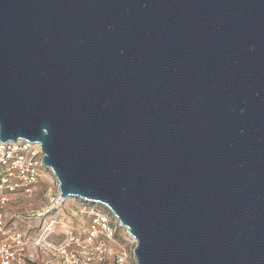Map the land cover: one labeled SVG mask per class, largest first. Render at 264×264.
Segmentation results:
<instances>
[{
	"label": "water",
	"instance_id": "obj_1",
	"mask_svg": "<svg viewBox=\"0 0 264 264\" xmlns=\"http://www.w3.org/2000/svg\"><path fill=\"white\" fill-rule=\"evenodd\" d=\"M0 140L137 264H264V0H0Z\"/></svg>",
	"mask_w": 264,
	"mask_h": 264
},
{
	"label": "built area",
	"instance_id": "obj_2",
	"mask_svg": "<svg viewBox=\"0 0 264 264\" xmlns=\"http://www.w3.org/2000/svg\"><path fill=\"white\" fill-rule=\"evenodd\" d=\"M136 247L107 208L62 199L40 144L0 140V264H131Z\"/></svg>",
	"mask_w": 264,
	"mask_h": 264
},
{
	"label": "rangeland",
	"instance_id": "obj_3",
	"mask_svg": "<svg viewBox=\"0 0 264 264\" xmlns=\"http://www.w3.org/2000/svg\"><path fill=\"white\" fill-rule=\"evenodd\" d=\"M133 256H134V255H133ZM133 258H134V257H133ZM131 264H137V263H136V261L133 260Z\"/></svg>",
	"mask_w": 264,
	"mask_h": 264
}]
</instances>
